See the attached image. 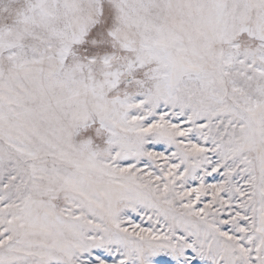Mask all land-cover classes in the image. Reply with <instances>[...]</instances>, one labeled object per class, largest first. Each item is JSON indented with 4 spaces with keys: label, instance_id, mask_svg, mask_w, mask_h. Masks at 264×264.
I'll return each mask as SVG.
<instances>
[{
    "label": "snow or ice",
    "instance_id": "snow-or-ice-1",
    "mask_svg": "<svg viewBox=\"0 0 264 264\" xmlns=\"http://www.w3.org/2000/svg\"><path fill=\"white\" fill-rule=\"evenodd\" d=\"M0 264H264V0H0Z\"/></svg>",
    "mask_w": 264,
    "mask_h": 264
}]
</instances>
